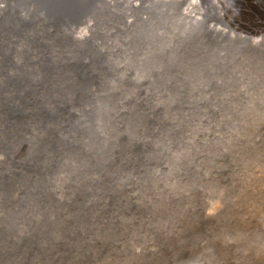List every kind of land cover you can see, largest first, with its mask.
<instances>
[{
  "label": "bare ground",
  "instance_id": "bare-ground-1",
  "mask_svg": "<svg viewBox=\"0 0 264 264\" xmlns=\"http://www.w3.org/2000/svg\"><path fill=\"white\" fill-rule=\"evenodd\" d=\"M45 1L0 0V264H30L27 258L43 254L39 241L54 252L46 255L48 264H72L77 255L67 253V261L59 252L73 247L85 257L84 263L75 264H120L128 252H113L115 262L103 259L105 239L115 240L124 224L105 220L107 198L116 191L123 194L136 217L129 228L152 223L137 215V195L129 194L126 182L132 172L124 178L103 169L122 171L140 157L151 160L148 169L162 182L177 178L180 169H194L205 159L210 163L211 146L198 137L210 117L250 121L256 106L264 110V0H102L94 12L81 13L77 20L45 13ZM173 51L199 57L210 51L220 64L200 65L208 73L193 84L181 77L180 83L152 82L150 74L166 70L164 60ZM163 86L171 92L165 93ZM259 91L262 97L255 95ZM209 103L211 114L205 115L200 107ZM223 137L227 139L226 133ZM213 138L218 139L211 140L215 144H227L217 135ZM247 139L257 142L256 137ZM167 159L175 172L159 168ZM252 165L235 175L242 192L235 194L243 201L239 205L226 202L225 208H214L206 201L214 209L196 219L191 206L162 189L153 195L161 196L156 199L168 208L154 215L165 212L161 216L166 219L158 217V222L173 232L174 224L184 222L180 208L170 207L177 201L194 219L185 223L188 230L193 223L213 220L209 236L219 238L210 245L225 243L231 249L224 264H264L262 252L251 254L264 249V175ZM200 172H192V190L198 189ZM87 183L94 198L76 197V208L83 202L91 214L95 211L92 219L81 223L84 216L75 210L74 218H61V208L71 198L67 188L82 191ZM182 197L187 199L184 193ZM70 237L80 239L70 243ZM192 257L196 264L208 259L206 252Z\"/></svg>",
  "mask_w": 264,
  "mask_h": 264
},
{
  "label": "rangeland",
  "instance_id": "rangeland-1",
  "mask_svg": "<svg viewBox=\"0 0 264 264\" xmlns=\"http://www.w3.org/2000/svg\"><path fill=\"white\" fill-rule=\"evenodd\" d=\"M212 43L214 44V42ZM211 48L212 47H210L209 50ZM186 52L187 51L182 54L178 51H173V53L164 60L163 64H169L171 67L176 69L178 74H175V71H173L171 67L164 65L165 68L167 67V69L164 71H167L168 73L163 71L160 74H154V72H152L150 74L152 82L160 80L163 83H168L173 79L178 80L183 78L184 81H187V83L191 84L193 80L196 79L197 81L199 78H202V75L204 77L205 74L208 73V71H206L205 73L202 72L200 70V65L204 64L205 62H211L210 67H212L213 64H220L212 56L210 51L202 54L200 57L198 54L188 55L186 54ZM262 60L263 59H260V61ZM199 61L202 63L200 64ZM149 73L150 72H147L146 75H148ZM176 82L180 83V80ZM158 89V87L151 88L150 91H155ZM161 89H163L164 92L168 94L171 92L170 88L164 87ZM263 93L259 91L255 95L257 97H260L261 95L262 97ZM204 94L206 93L204 92ZM165 96L168 95L165 94L163 96V100L166 99ZM210 105L211 103H209L208 105H202L200 107V109L205 112V115L209 113L208 109ZM224 112L225 110L221 111L220 114ZM222 115L220 118H224L222 117ZM246 118L244 119V121L243 118H240L237 120V122L233 123V120L231 121L229 119V115L228 119L222 120H217L216 118L213 119L212 117H210V122L205 123L201 127L203 135L200 134L198 136L201 142H208V145L211 146L207 149V151L211 155H213L212 159L208 160L210 161V163L208 164L205 159L204 162L199 161L201 162V165L196 166L194 169L186 171L185 169H180L179 171H177V178L170 179L166 177L167 180L164 179V182L159 180V178L155 176V172L148 169L151 165L150 159L141 160L140 157H136V160H131V164H127V161H129V159L127 158V155L129 154L128 152H125L124 155V158L126 159L125 162L127 164L125 169L123 168L122 171L116 167L103 169V173H105V171H110L111 174L112 169L115 173H123L122 177L124 178L132 172L129 178L126 180V182H128V185L126 183L125 184L129 187L130 195H137V198H134V200L137 201L138 205L137 215L143 216L139 218H144L145 220L152 223L151 227H147L143 223H140L135 224L134 226L130 225L129 228V222L136 217L131 214L132 207L129 206L130 208H126L128 207V204L126 205L123 194L119 195L116 191V193L112 197L107 198V201L105 203L104 209L107 212V214L105 215V220L116 221V219H119V221L122 220L124 224L120 225L119 221H117V224L120 225V227L117 228L114 236H116L118 239L115 238V240H111V242L109 240L107 241V238L105 239L103 243V245H105L101 247L104 248L102 249V252L105 253L103 255V259L105 260L108 257H112L113 262H115L116 259L114 260L113 256H115V254L113 252H128L127 257H123L121 258V260H119L120 264H132L133 262H137V264H196L194 261V257H192L193 253L206 252L208 259L205 260L202 264H206V262H208V264H221V262L222 264L226 263L224 257L230 256L226 254V252H231L230 246L226 245L225 243L223 245H220V247H218L216 244L210 245L214 239L216 240L217 238H219V236L217 237L215 234L214 236H209L211 234L209 228L212 227V224L210 223H212L213 220H211L210 222L209 219V223H206L205 221H202L198 224L193 223L194 228L192 229V227L190 226L191 229L188 230L184 227L186 226L185 223L187 221H194V219L192 218L189 219V211L178 205L177 201L174 202L175 204L172 203L171 206L169 205V203H167V205H169L170 207L177 205L182 212V218H180V220L184 219V222H181V224H174V226H172L173 232H169L167 231L168 229H164L160 225L162 221L158 222V217H160V219H166L161 216L164 215L165 212L154 215L155 212H158L161 209L166 210V208L168 207L165 205L164 201H159L160 199H156V197L160 198L161 196H158L157 194L153 195V193H157V191H159L160 194L161 190L165 189L172 195H177L178 201L179 198L185 201V204H182L183 206H191L194 209L196 219H198L199 213L203 214L206 211L213 210L217 206H222L225 208L226 202H228L231 206H236L239 205V203H242V200L238 202L239 199L237 198V196L235 199V194L238 189L239 194L242 193L240 188L238 187V185L240 184H237L239 180L235 176L236 173H239L238 169H247L251 167L250 165L253 164L252 166L257 165L255 167L258 175H264V165L262 164L264 162V110H261V108L259 109V106H256V109H253L251 112L250 121H246ZM193 127L194 125L188 128L193 129ZM227 130L230 131L227 132ZM223 133H226L227 139L223 137ZM214 135H217L221 139L220 141H227V144L223 146L215 144L216 142H218V139H214ZM133 136H135V134ZM253 137H256V143H252L247 139H252ZM211 140L215 141V143L211 142ZM186 141H189V137H186ZM172 143H174L175 149H177L175 142ZM22 154H24V152H22ZM132 158H134V156ZM169 161L172 163L171 160L167 159V161H165L166 165L162 164V166H159V168L163 172L171 170L167 167V163ZM151 167H153L154 171L158 168V166H155L154 164ZM129 168L132 169L128 170ZM199 171H201L200 174L202 173V179L199 182L198 189L195 191L191 189L193 187L191 179L192 177H194V175L196 176V174H193L192 172ZM172 172H175V170H173ZM173 174L175 175V173ZM174 175L171 176L173 177ZM76 177L78 176L76 175ZM238 178L240 177L238 176ZM87 186H89V192H87L86 190ZM67 189L68 191H71L69 195L71 198L68 199V202H66L62 206L61 213H63L64 216L61 218L67 216L74 218V216H72V210H75L77 214L81 213L82 216H84V218H81V223L86 224L88 220L92 219L95 211L91 214L89 211V207L84 208L83 206H81L83 205V202L79 203L80 208H78L77 210L76 206L78 205V203L76 204V197H81L82 201L86 198L93 199L94 195L92 194V187L87 183L84 186V190L82 191H77L79 189L78 186L75 188L73 186H70ZM73 191L80 195H76ZM183 193L187 197V199H184L182 197ZM239 197L241 198V196ZM131 201H133L132 198ZM206 201L211 202V204L214 205V208H209V204ZM85 202L86 201H84V205ZM130 204L132 205V203ZM101 208L103 207L101 206ZM143 212L145 213L143 214ZM112 215L114 218L112 217ZM172 218L173 215L169 216L168 219L171 220ZM60 219H58V223ZM70 229L71 228L69 226L66 228V230H62L63 235H65L66 232L69 233ZM200 230L202 232L198 234V231ZM231 233H233V231H231ZM91 236L94 237L91 243H95V235L91 234ZM188 237L191 238V241ZM78 239L80 238H77V240ZM77 240L75 239L72 241L78 242ZM72 241L70 237L69 242L72 243ZM39 242L40 243L38 245V250L43 252V254L32 256L31 259L27 258L26 261H29L30 264L50 263V258L49 256L46 257V255L47 253L48 255L54 253L51 250V245L47 242L45 243L44 241ZM32 245L35 246V241ZM240 245L243 248V243L241 240ZM101 248H97L96 246L95 249L100 250ZM69 252L71 254L74 253L75 255H77V260H73L72 264L80 261L84 263L85 257L83 256L82 252L77 249V247L71 248L70 251L62 249L59 253H62L64 256L63 258L69 261L70 257L65 258L66 254ZM259 252H262L263 260L264 249L256 252H251V254L253 253L255 255L257 253V255H259ZM238 258L240 261L244 260L242 258V252H238Z\"/></svg>",
  "mask_w": 264,
  "mask_h": 264
},
{
  "label": "water",
  "instance_id": "water-1",
  "mask_svg": "<svg viewBox=\"0 0 264 264\" xmlns=\"http://www.w3.org/2000/svg\"><path fill=\"white\" fill-rule=\"evenodd\" d=\"M102 0H46L41 3L45 13L56 14L62 18L77 20L82 14H90L97 9L98 2ZM82 13V14H81Z\"/></svg>",
  "mask_w": 264,
  "mask_h": 264
}]
</instances>
